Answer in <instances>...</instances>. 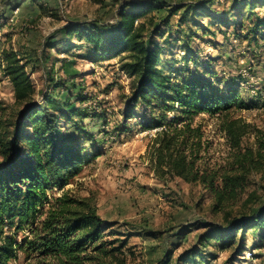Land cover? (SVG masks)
Returning <instances> with one entry per match:
<instances>
[{
  "label": "rangeland",
  "instance_id": "obj_1",
  "mask_svg": "<svg viewBox=\"0 0 264 264\" xmlns=\"http://www.w3.org/2000/svg\"><path fill=\"white\" fill-rule=\"evenodd\" d=\"M133 1L183 8L172 16L168 9H153L138 21L145 25L143 36L160 48L157 68L172 83L206 80L205 91L228 97L233 90L244 104L216 117L198 115L192 124L201 133L197 168L229 169L237 149L226 133L225 116L237 126H246L242 150L255 149L257 132L264 131V0L237 9L232 0H212L206 11L197 14L188 6L206 0ZM119 4L0 0V118L13 120L18 109L30 104L41 107L50 98L51 106L63 112L60 125L68 140L90 155L68 188L95 203L105 225L104 240L118 249L110 264H156L168 255L173 264L184 250L197 245L199 235L209 228L202 225L224 227L226 218L264 206V170L250 175L236 205L214 212L206 189L159 166L154 149L161 128L149 126L160 111L139 107L131 119L122 118L132 80L122 70L128 55L102 54L85 39L64 33L65 28L96 22L100 27L114 25ZM186 9L188 14L181 20ZM9 52L18 54L21 64H29L25 71L35 91L23 102H17L2 72ZM173 116L169 113L168 119ZM180 232L183 235L177 236ZM198 246L202 257L184 264H264V223L249 229L239 253L234 252L236 246L215 239ZM9 264L34 262L19 254Z\"/></svg>",
  "mask_w": 264,
  "mask_h": 264
},
{
  "label": "trees",
  "instance_id": "obj_2",
  "mask_svg": "<svg viewBox=\"0 0 264 264\" xmlns=\"http://www.w3.org/2000/svg\"><path fill=\"white\" fill-rule=\"evenodd\" d=\"M113 1L120 3L114 25L100 27L96 22L87 27L65 28V36L85 39L102 54L128 55L122 70L132 80L130 93L124 96L123 120L131 119L139 107L150 108L152 113L158 109L160 113L153 115L149 126L161 128L154 149L157 163L188 183L201 185L212 196L214 212H224L245 193L250 175L264 170V131L257 132L255 149L242 150L240 139L246 126H237L236 121L225 116L226 133L237 149L234 163L222 172L200 171L196 163L200 159L201 133L199 128H192L194 118L201 114L220 116L233 107L241 109L244 104L233 90H229L230 96L221 97L205 91L209 86L206 80L175 84L157 68L160 48L143 36L145 25L138 21L153 9H168L172 16L183 8L170 7L165 2L154 5ZM208 2L212 0L188 8L194 14L204 12ZM254 2L232 0V7ZM188 11L183 10L181 20ZM3 61L2 72L11 82L15 99L26 101L35 91L25 71L29 64H21L14 52L5 53ZM52 104L47 98L41 107L30 104L18 109L13 120L0 118V264L17 260L19 254L34 264H110L109 260H116L118 249L104 240L105 225L95 203L90 197L72 194L68 188L82 173L90 155L68 140L60 125L63 112ZM169 113L174 115L171 119ZM226 223L224 227L201 224L208 230L199 235L197 245L184 250L173 264L202 257L198 245L211 239L228 247L236 246L234 252L239 253L249 229L264 223V206L249 214L242 212L226 218ZM182 235L183 232L177 234ZM171 262L168 255L156 264Z\"/></svg>",
  "mask_w": 264,
  "mask_h": 264
}]
</instances>
